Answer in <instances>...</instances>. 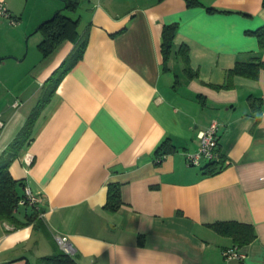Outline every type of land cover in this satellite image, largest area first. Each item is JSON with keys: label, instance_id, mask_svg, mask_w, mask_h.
Segmentation results:
<instances>
[{"label": "crops", "instance_id": "1", "mask_svg": "<svg viewBox=\"0 0 264 264\" xmlns=\"http://www.w3.org/2000/svg\"><path fill=\"white\" fill-rule=\"evenodd\" d=\"M3 1L17 23L0 20V155L75 49L66 40L38 58L42 39L32 34L61 0ZM199 1L80 3L82 57L9 165L40 201L28 209L36 213L27 225L0 220V264H37L62 250L55 236L68 239L76 264H264V68L257 79L235 75L232 87L213 86L225 83L237 62H264L250 33L264 25V4ZM169 23L177 31L164 68L161 31ZM180 44L195 77L176 57ZM212 119L220 123L226 165L203 175L185 154ZM166 139L174 150L157 160ZM113 183L120 186L117 210L105 207ZM217 221L251 224L256 238L235 246L209 226ZM226 248L244 258L225 257Z\"/></svg>", "mask_w": 264, "mask_h": 264}, {"label": "trees", "instance_id": "2", "mask_svg": "<svg viewBox=\"0 0 264 264\" xmlns=\"http://www.w3.org/2000/svg\"><path fill=\"white\" fill-rule=\"evenodd\" d=\"M63 7L54 12L52 17L42 21L37 30L43 34L42 40L38 43V48L44 58L51 55L57 47L66 40L75 43V49L63 61L61 66L55 70L45 82L37 105L28 115L25 123L17 132L15 137L8 143L0 155V220L11 223L15 228L29 224L35 218L36 211L28 213V209L35 206L28 204L25 200V182L22 179H15L11 175L9 165L20 149L27 145L33 138V128L37 121L42 106L50 99L54 93L57 84L63 74L68 71L77 60L82 57L85 47L87 33L80 34L78 25L80 19L72 17L69 13L74 12L85 0H61ZM187 6L203 5L199 0H185ZM264 4V0L262 1ZM207 10L214 8L205 6ZM51 18V19H50ZM177 31L176 23L164 24L161 31V53L163 65L166 68L167 61L172 53L173 38ZM257 38L258 46L264 49V25L254 31H250ZM177 59L183 64V70L191 77L196 73L191 71L189 66L188 47L180 44L175 52ZM264 68V62H237L233 68L227 70L226 81L220 85H213L216 88L232 87V78L235 75L257 79L260 70ZM174 150L169 139L161 143L157 150V157ZM160 158V157H158ZM224 157L220 154L218 160L210 161L200 167L203 175H213L219 172L225 166ZM122 204L120 186L118 184H109L107 190V199L105 207L111 210H117ZM20 208H23L24 212ZM24 214L25 218L20 219L19 214ZM217 233L229 236L235 246H242L252 242L256 238V232L251 224L236 221H217L209 224ZM37 264H76L72 256L63 250H58L51 255L41 256L37 259Z\"/></svg>", "mask_w": 264, "mask_h": 264}, {"label": "built area", "instance_id": "3", "mask_svg": "<svg viewBox=\"0 0 264 264\" xmlns=\"http://www.w3.org/2000/svg\"><path fill=\"white\" fill-rule=\"evenodd\" d=\"M2 18L9 19L10 23L14 25L17 20L13 18L9 12L7 4L0 0V20ZM219 128L220 123L217 119H212L205 129L198 134V147L195 151L187 152L185 154V161L189 166L201 167L205 163L218 160L220 158V144H219ZM160 157V156H159ZM160 158H157L159 160ZM25 200L28 204L36 206L40 201L38 195H35L31 190L25 186L24 188ZM55 239L60 248L70 256L73 254V247L65 236H55ZM223 255L227 258L243 259L244 254L236 250V248H226L223 250Z\"/></svg>", "mask_w": 264, "mask_h": 264}, {"label": "rangeland", "instance_id": "4", "mask_svg": "<svg viewBox=\"0 0 264 264\" xmlns=\"http://www.w3.org/2000/svg\"><path fill=\"white\" fill-rule=\"evenodd\" d=\"M60 2L62 3V1H60ZM62 4H63V3H62ZM62 4H61V5H62ZM80 6H81V5H80ZM80 6L77 8L76 11L69 13V15L72 16V17H77V16H79V14H81L82 16H84V18L82 17V20L80 21V23H79V25H78V31H79V30H80V31L82 30L83 23L85 22V14H84V12L81 11V7H80ZM62 7H63V5H62L60 8H62ZM60 8H58V9H60ZM58 9H56L55 11H57ZM53 14H54V13H53ZM53 14H52V15H53ZM52 15H51V16H52ZM51 16H50V17H51ZM78 18L80 19V17H78ZM4 19L8 22V24H12V23H10L9 19H7V18H4ZM1 20H2V19H1ZM16 23H17V22H16ZM16 23H15V24H16ZM32 36H38V37H40L39 40L43 38V34H42V32L39 31V30L36 31L35 33H33ZM25 39H26V38H25ZM27 47H28V44H27ZM32 50H33V49H32ZM37 52H38V53H37V54H38V58H40L41 53H40L39 50H38ZM32 57H33V56H32V53H31V54H30V58H32ZM34 104H35V102L33 103V105H34ZM29 106H30V105H29ZM20 210L22 211L21 213L24 212L23 208H20ZM21 213H20V214H21ZM40 251H41V250H39V251L37 252V253H39V255H41V253H43V252H40Z\"/></svg>", "mask_w": 264, "mask_h": 264}, {"label": "water", "instance_id": "5", "mask_svg": "<svg viewBox=\"0 0 264 264\" xmlns=\"http://www.w3.org/2000/svg\"><path fill=\"white\" fill-rule=\"evenodd\" d=\"M52 17V16H51ZM51 19V18H50Z\"/></svg>", "mask_w": 264, "mask_h": 264}]
</instances>
